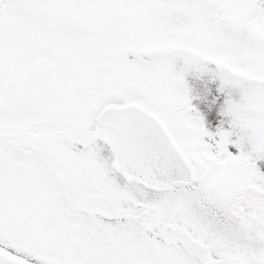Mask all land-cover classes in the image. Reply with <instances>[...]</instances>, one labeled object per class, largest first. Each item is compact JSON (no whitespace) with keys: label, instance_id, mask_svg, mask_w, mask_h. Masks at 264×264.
Wrapping results in <instances>:
<instances>
[{"label":"snow or ice","instance_id":"snow-or-ice-1","mask_svg":"<svg viewBox=\"0 0 264 264\" xmlns=\"http://www.w3.org/2000/svg\"><path fill=\"white\" fill-rule=\"evenodd\" d=\"M0 264H264V0H0Z\"/></svg>","mask_w":264,"mask_h":264}]
</instances>
